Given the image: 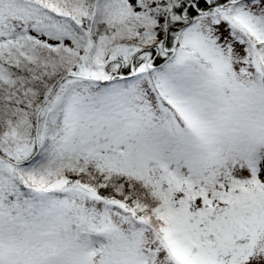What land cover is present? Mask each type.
Masks as SVG:
<instances>
[{
  "label": "snow or ice",
  "instance_id": "obj_1",
  "mask_svg": "<svg viewBox=\"0 0 264 264\" xmlns=\"http://www.w3.org/2000/svg\"><path fill=\"white\" fill-rule=\"evenodd\" d=\"M0 264H264V0H0Z\"/></svg>",
  "mask_w": 264,
  "mask_h": 264
}]
</instances>
